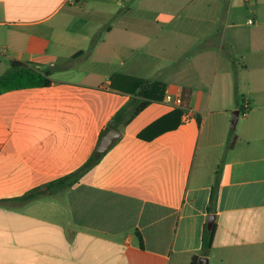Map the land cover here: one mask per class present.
<instances>
[{"label":"crops","instance_id":"obj_1","mask_svg":"<svg viewBox=\"0 0 264 264\" xmlns=\"http://www.w3.org/2000/svg\"><path fill=\"white\" fill-rule=\"evenodd\" d=\"M0 55V76L16 60L52 80L0 95V264H264V0H0ZM135 79L166 90L131 118ZM167 94L180 124L144 133ZM122 109L121 138L50 192Z\"/></svg>","mask_w":264,"mask_h":264},{"label":"trees","instance_id":"obj_2","mask_svg":"<svg viewBox=\"0 0 264 264\" xmlns=\"http://www.w3.org/2000/svg\"><path fill=\"white\" fill-rule=\"evenodd\" d=\"M51 85H52V80L50 78V74L48 71L42 72L30 64H26L14 60L11 62L9 69L0 76V95L12 90L26 89V88H48ZM165 90H166V86L163 83L155 82L150 84V83H146L144 80L135 79L134 90H132L129 93L134 95L136 92L141 91L143 100L137 103V107L134 109L131 118L137 116L142 110H144L147 106H149L151 102L153 101L162 102L164 99ZM183 95L184 96L186 95V97H184V100L185 98H188L187 91H184ZM184 100H183V104L180 107H177L169 114L163 116L162 118L152 123L144 131V133L151 131L153 132L154 136H157L162 132L176 129L180 124V120L184 114V110L188 109ZM239 113L240 115L244 114L245 109L243 107L240 108ZM122 115H123V109L114 116L110 124V127H113L116 130H120V126H126L127 124H129L130 120H128L124 124L121 123ZM101 138H100V142H101ZM234 140L235 139L233 138V141ZM100 142L98 143L96 152L86 162V164H84L77 171L62 177L55 182L48 184L47 186L48 190L50 192H53L55 190H66L79 183L80 180L83 178V176L89 171H91L98 164L99 160L96 159V154L99 153L101 155L100 157L104 156L105 153L100 152ZM55 186L56 188H53ZM218 187L219 186L217 182L216 185L212 188V193L208 207L209 213H214L216 210ZM41 194L42 192L40 191V189H35L27 193L24 197L21 198V200L25 202L31 201L39 197ZM0 202H5V201H0ZM215 231H216V224H214L211 230H208L206 228V230L204 231L203 239H202V243H203L202 252L204 253V255H206L213 247ZM137 236L140 241V245L143 246L141 235L137 233ZM197 259L198 258L195 257L192 264H196L195 262L197 261Z\"/></svg>","mask_w":264,"mask_h":264},{"label":"water","instance_id":"obj_3","mask_svg":"<svg viewBox=\"0 0 264 264\" xmlns=\"http://www.w3.org/2000/svg\"><path fill=\"white\" fill-rule=\"evenodd\" d=\"M239 119V111L235 110L232 114L231 129H235ZM122 134L114 129L113 127H107L103 133L101 142H100V152L106 153L112 148L115 142L120 139ZM100 154H96V159L100 158ZM215 215H210L207 223V229L211 230L214 226Z\"/></svg>","mask_w":264,"mask_h":264},{"label":"built area","instance_id":"obj_4","mask_svg":"<svg viewBox=\"0 0 264 264\" xmlns=\"http://www.w3.org/2000/svg\"><path fill=\"white\" fill-rule=\"evenodd\" d=\"M248 23H249L250 25H253V24L256 23V21H255V19H249V20H248ZM166 102L169 103V104H172V106H174V107H180V106L183 104V99H182L181 96L173 97L172 95L167 94V95H166ZM244 114H246V111H245ZM189 117H190V115H189V112H188V113L185 115V120L188 121V120H189Z\"/></svg>","mask_w":264,"mask_h":264},{"label":"rangeland","instance_id":"obj_5","mask_svg":"<svg viewBox=\"0 0 264 264\" xmlns=\"http://www.w3.org/2000/svg\"><path fill=\"white\" fill-rule=\"evenodd\" d=\"M2 58V56L0 55V59ZM234 112V111H233ZM233 112H232V114H233ZM240 116H242V115H240ZM243 117V116H242ZM238 130H239V126H238V122H237V125H236V127H235V129H234V131L235 132H238Z\"/></svg>","mask_w":264,"mask_h":264}]
</instances>
